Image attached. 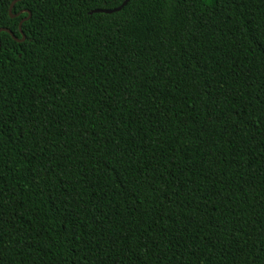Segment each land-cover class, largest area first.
Segmentation results:
<instances>
[{
    "label": "trees",
    "instance_id": "1",
    "mask_svg": "<svg viewBox=\"0 0 264 264\" xmlns=\"http://www.w3.org/2000/svg\"><path fill=\"white\" fill-rule=\"evenodd\" d=\"M13 1L0 264H264V0Z\"/></svg>",
    "mask_w": 264,
    "mask_h": 264
},
{
    "label": "water",
    "instance_id": "2",
    "mask_svg": "<svg viewBox=\"0 0 264 264\" xmlns=\"http://www.w3.org/2000/svg\"><path fill=\"white\" fill-rule=\"evenodd\" d=\"M17 1H20V0H14V1L11 3V5H10V7H9V13H11V9H12L13 5H14ZM124 5H125V4L122 3L119 7L115 8V9H113V10H102V9H99V10H94L93 12H94V13H105V14H111V13H113V12L119 11ZM10 16H13V15L10 14ZM26 19H27V18H26ZM26 19H23V20L19 23V25H18L19 32H20L21 35H22L21 39H16V37L13 35V33H12L10 30H8V29H0V31H5V32H7L8 34H10V36H11L14 40H16V41H18V42H21V41H23V40L25 39V37H24V35H23V33H22V30H21V24H22V22H24Z\"/></svg>",
    "mask_w": 264,
    "mask_h": 264
},
{
    "label": "snow or ice",
    "instance_id": "3",
    "mask_svg": "<svg viewBox=\"0 0 264 264\" xmlns=\"http://www.w3.org/2000/svg\"><path fill=\"white\" fill-rule=\"evenodd\" d=\"M127 2H128V0H123V3H124V4H127Z\"/></svg>",
    "mask_w": 264,
    "mask_h": 264
}]
</instances>
